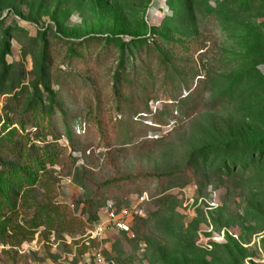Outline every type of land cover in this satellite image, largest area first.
I'll list each match as a JSON object with an SVG mask.
<instances>
[{
  "label": "rangeland",
  "instance_id": "rangeland-1",
  "mask_svg": "<svg viewBox=\"0 0 264 264\" xmlns=\"http://www.w3.org/2000/svg\"><path fill=\"white\" fill-rule=\"evenodd\" d=\"M263 66L264 0H0V264H264Z\"/></svg>",
  "mask_w": 264,
  "mask_h": 264
},
{
  "label": "built area",
  "instance_id": "built-area-1",
  "mask_svg": "<svg viewBox=\"0 0 264 264\" xmlns=\"http://www.w3.org/2000/svg\"><path fill=\"white\" fill-rule=\"evenodd\" d=\"M148 200L147 194L144 192L141 196V201ZM107 206V204H106ZM100 209L101 213L98 216L97 224L93 231L87 237L84 245L89 246L90 242L99 240L103 241L109 238V232L114 231L121 234H130L134 219L141 216V211L138 207L116 209L109 204L107 207ZM95 263H104V259L100 254L94 255Z\"/></svg>",
  "mask_w": 264,
  "mask_h": 264
},
{
  "label": "trees",
  "instance_id": "trees-1",
  "mask_svg": "<svg viewBox=\"0 0 264 264\" xmlns=\"http://www.w3.org/2000/svg\"><path fill=\"white\" fill-rule=\"evenodd\" d=\"M263 69H264V66H263ZM80 127H82V125H80ZM122 128H124V127H122ZM67 136H68L69 139H71V133H70V131L67 132ZM143 192H144V191H140V194H143ZM106 204H107V201H106L105 203H103L102 205H100L99 208H98V211H99L100 209H102L103 207H105Z\"/></svg>",
  "mask_w": 264,
  "mask_h": 264
}]
</instances>
